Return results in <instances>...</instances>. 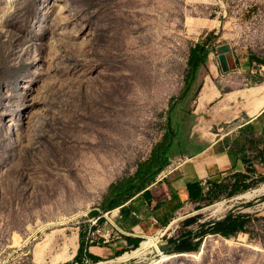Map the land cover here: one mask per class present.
I'll use <instances>...</instances> for the list:
<instances>
[{
  "label": "rangeland",
  "instance_id": "374dc122",
  "mask_svg": "<svg viewBox=\"0 0 264 264\" xmlns=\"http://www.w3.org/2000/svg\"><path fill=\"white\" fill-rule=\"evenodd\" d=\"M207 38V61L184 107L194 113L188 128L239 91L264 85V75L221 73L215 53L227 43L238 59L264 57V0H0V264H49L73 234L77 253L79 233L86 239L89 220L106 213L108 187L132 176L163 140L189 51ZM206 81L222 96L198 106ZM249 171L189 204L158 245L192 233L194 244L230 215L248 217L247 233L207 234L196 252L158 264H264V196L234 200L264 185L262 167ZM131 252L74 264H133L116 262Z\"/></svg>",
  "mask_w": 264,
  "mask_h": 264
},
{
  "label": "crops",
  "instance_id": "0c3cea01",
  "mask_svg": "<svg viewBox=\"0 0 264 264\" xmlns=\"http://www.w3.org/2000/svg\"><path fill=\"white\" fill-rule=\"evenodd\" d=\"M234 59L237 69L244 74L254 78H257V74L264 75V57L249 53L240 59L234 54ZM210 69L214 70L212 64ZM220 88L223 89L222 86ZM221 96L219 89L206 81L198 98V106H204ZM238 101H241L240 105ZM181 106H186V99L171 103V109L175 108L173 117H176V122L172 123L169 132L173 137L172 131H176L182 139L180 143L174 141L169 164L157 176L155 183L147 188L149 192L146 196L141 192L110 210L118 241L89 247L88 253L99 260L128 250L130 242L136 239L141 240L175 226L182 219L187 206L198 203L191 199L188 186L198 185L202 195L199 185L202 180L214 185L224 175L244 179L251 172L249 170L255 167L264 170V158L256 162L249 157L253 151L264 154V85L239 91L238 95L228 100L227 105L215 110L209 121H202L203 116L201 119L195 118L191 128L186 127L184 122L189 117L194 118V113H181ZM184 117L187 118L184 120ZM199 125L206 129H198ZM218 125L217 134L210 132ZM192 195L195 196L196 192ZM76 240V234L65 238L63 253L49 264L71 260L76 253ZM44 250L41 247L40 253L43 254ZM46 261L43 260L41 264H47Z\"/></svg>",
  "mask_w": 264,
  "mask_h": 264
},
{
  "label": "trees",
  "instance_id": "16d2710c",
  "mask_svg": "<svg viewBox=\"0 0 264 264\" xmlns=\"http://www.w3.org/2000/svg\"><path fill=\"white\" fill-rule=\"evenodd\" d=\"M210 41L209 38L205 39L204 41L196 43L189 51L188 60H187V72L184 77L185 88L182 94L179 96V99H187L193 86L195 84L197 74L202 68L206 61L209 54V48L207 47V43ZM181 113L185 112L184 107L181 106ZM175 113V108L171 109V104L167 110V115L165 118V129L166 133L164 135L163 140L157 144L151 154L150 157L138 164L135 173L128 177L118 180L117 182L111 184L108 189L107 193L103 198V202L101 204V209L103 212H108L112 209H115L135 195L143 192V196L148 194L147 188L150 187L157 176L161 173V171L169 164V159L173 155V145L174 141L180 143L182 139L180 134L176 131H172L174 136L170 135V127L172 123L176 122V117H173ZM187 117H184V120ZM192 123V120H190ZM186 122V120H185ZM184 122V125H185ZM187 189L191 194V199L197 202L201 201L202 195L199 193L198 185H191L188 186ZM196 192V195H192ZM248 217L246 216H228L224 221L216 222L215 224H209L207 228H205L201 234L195 238H198V241L192 244L193 238L183 239L178 243L175 248V252L177 253H191L196 252L200 245V239L205 235H219L222 238L228 239L232 236L237 235L238 233H247L245 229V225L247 223ZM193 222L192 219L188 220V223ZM82 231L79 233V247L77 249V253L73 258L71 263L67 264H74V263H81L84 258L90 259L93 263L100 261L98 258L92 256L88 253V248L90 246H85L84 239H83ZM188 235H185V238ZM129 241V240H128ZM140 240L136 239L130 242L129 250H136ZM122 253V252H121ZM120 254H117L118 256ZM119 258V257H118Z\"/></svg>",
  "mask_w": 264,
  "mask_h": 264
},
{
  "label": "built area",
  "instance_id": "2783aa9c",
  "mask_svg": "<svg viewBox=\"0 0 264 264\" xmlns=\"http://www.w3.org/2000/svg\"><path fill=\"white\" fill-rule=\"evenodd\" d=\"M234 184L235 178L233 175H224L221 179H219L218 182H216L214 185L209 183L207 180L200 181L199 185L201 188L202 196L204 195H211L214 191V189L217 186H221L222 184ZM112 212H106L102 214L99 217L91 218L89 220V232L87 234L86 239L84 238L85 246H91V245H104L108 244L112 241L113 236H116L117 231L115 230L114 223L112 221ZM104 218L105 222L103 223L104 226L110 225L112 229L104 228L103 226L99 225V220Z\"/></svg>",
  "mask_w": 264,
  "mask_h": 264
},
{
  "label": "bare ground",
  "instance_id": "6f19581e",
  "mask_svg": "<svg viewBox=\"0 0 264 264\" xmlns=\"http://www.w3.org/2000/svg\"><path fill=\"white\" fill-rule=\"evenodd\" d=\"M264 196V185L260 188L246 192L242 195H239L234 200H243V201H250L256 197ZM240 202V201H239ZM224 206V203L219 204V207ZM166 231V230H165ZM165 234V232H164ZM163 235V231L159 232L156 236H146L144 241L141 242L138 249L131 252L128 256L122 258L116 262H128L132 259H135L136 263L141 264H158L160 261L167 259V257L160 251V246L158 245V241L160 236ZM111 263H99V264H112Z\"/></svg>",
  "mask_w": 264,
  "mask_h": 264
},
{
  "label": "water",
  "instance_id": "95a60500",
  "mask_svg": "<svg viewBox=\"0 0 264 264\" xmlns=\"http://www.w3.org/2000/svg\"><path fill=\"white\" fill-rule=\"evenodd\" d=\"M215 53H216V57L218 60L221 73L227 74L237 69L234 55L232 53V50L229 44L226 43V44L217 46L215 48ZM213 224H215V222H213ZM195 235H196L195 233H192L191 235H188L185 238H182L176 242H172L169 244L168 243L163 244L160 246V251H162L166 257L179 256V255L186 254V253L175 252V248L178 245V243L182 241L183 239H188L191 236H195ZM136 264H141V263H136Z\"/></svg>",
  "mask_w": 264,
  "mask_h": 264
}]
</instances>
